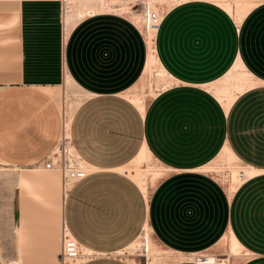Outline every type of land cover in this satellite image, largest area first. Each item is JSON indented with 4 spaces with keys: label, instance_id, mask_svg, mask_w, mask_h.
<instances>
[{
    "label": "crops",
    "instance_id": "crops-1",
    "mask_svg": "<svg viewBox=\"0 0 264 264\" xmlns=\"http://www.w3.org/2000/svg\"><path fill=\"white\" fill-rule=\"evenodd\" d=\"M255 1L240 23L207 0L164 12L156 49L173 83L143 115L120 94L147 61L130 18L70 19L71 9L99 0H0V161L18 171L0 197V264H59L63 224L82 251H92L78 264H134L119 253L147 224L160 249L219 259L229 257L221 241L231 230L250 255L225 264H264V174L230 198L213 175L197 171L225 146L240 164L264 170V0ZM236 64L258 84L226 111L210 90ZM71 85L82 101L70 145L97 170L63 191L61 174L44 166L64 129L55 94L61 88L64 100ZM144 144L170 169L150 186L149 201L114 170Z\"/></svg>",
    "mask_w": 264,
    "mask_h": 264
},
{
    "label": "bare ground",
    "instance_id": "bare-ground-1",
    "mask_svg": "<svg viewBox=\"0 0 264 264\" xmlns=\"http://www.w3.org/2000/svg\"><path fill=\"white\" fill-rule=\"evenodd\" d=\"M186 1L189 0H145L146 6L143 15L136 14L134 10L137 5L135 3L136 0H99V5L95 8L82 3V7H78L77 9L73 8L69 11L70 19L74 16L76 19H81L87 15L106 12L124 15L129 17L141 31L147 45V61L145 68L137 83L135 82L131 88L120 94L125 95V97H127L143 115L147 106V96L155 98L162 90L167 89L173 83L172 77L165 70L158 57L156 49L157 29L152 25L151 21L147 19V13L154 11L158 13L160 18H162L165 11ZM207 1L213 2V4L215 3L224 9L237 23H240L247 13L258 3L255 0ZM224 79V84L221 82V84L219 83L222 87L217 91L220 92L213 91L212 89L210 91L226 111L235 101L240 92L258 84L253 75L239 64H236ZM64 91L65 95L68 94V90ZM65 98H67V96L64 97V100L63 98L59 100V107L63 115L64 131L66 136L69 137L70 124L72 116L74 115L73 113L81 103L82 99L79 97L74 100L70 99L67 105ZM69 150L79 164V167L85 169L87 172L97 170L96 167L91 166L81 159L73 146H70ZM0 169L5 170L6 168L1 167ZM114 170L132 179L143 192L146 201H149L150 198V183L148 176H150V182L153 184L170 172V169L162 165L153 157L146 144L142 146L139 153L128 164L116 167ZM197 171L213 175V177L224 187L230 198L242 183L264 174V170L257 169L250 165L240 164L239 159L228 146H225L223 151L212 162L197 169ZM140 241L144 248V255L147 257L146 264H170L177 261H195L199 264H225L230 257L237 258L250 255V252L242 246L231 230L223 236L221 241V244L228 248L229 257L227 259H219L214 255L206 254L204 252L181 253L173 252L168 249H160L156 247L151 237V228L148 224L145 226L141 237H139L131 247L135 246L137 242L139 244ZM91 252L84 248L83 251L81 249V254ZM119 254H126V250L121 251ZM79 261L80 258L69 264H78Z\"/></svg>",
    "mask_w": 264,
    "mask_h": 264
},
{
    "label": "built area",
    "instance_id": "built-area-1",
    "mask_svg": "<svg viewBox=\"0 0 264 264\" xmlns=\"http://www.w3.org/2000/svg\"><path fill=\"white\" fill-rule=\"evenodd\" d=\"M147 19L156 27L157 31L161 25L162 18L158 13L152 11L147 13ZM70 138L66 136L63 129V134L54 151L49 155L48 161L45 164V169L56 170L61 174L63 191L70 185H74L89 176V172L79 167L76 159L72 156L69 150ZM81 247L79 243L71 235L65 224L61 230V251L59 255V264H69L81 258Z\"/></svg>",
    "mask_w": 264,
    "mask_h": 264
},
{
    "label": "rangeland",
    "instance_id": "rangeland-1",
    "mask_svg": "<svg viewBox=\"0 0 264 264\" xmlns=\"http://www.w3.org/2000/svg\"><path fill=\"white\" fill-rule=\"evenodd\" d=\"M135 3L137 4L136 7L134 8L136 14L143 15V13L145 12V6H146L145 5V0H136ZM77 8H75V9H77ZM224 82H225V79H223L221 81V83H223V84H224ZM220 84L218 83L216 86H214L212 88V90L213 91H217L219 88L222 87V85H220ZM58 91L59 92H56L55 96L59 97V99L61 100L63 98V92H62L61 88ZM217 92H220V91H217ZM79 94L80 93L78 92V89L76 88V86L75 85H71L70 88H69L68 94H66V96H67V98H66L67 99V105H68L70 99H73V100L77 99L79 97ZM151 99L152 98L150 96H147V102L149 100H151ZM1 167L2 168H8L9 170L8 169H6V170L0 169V197H1L2 194L4 195V191H6L7 186H5V185H8V183H12L9 186L15 185L14 182H15V180L17 178L16 174L18 173V171H15V170H17L15 167L4 165V163H2L0 161V168ZM11 168H13L15 170H13ZM148 178H149L148 180H149L150 186L152 187L155 183L152 184V182H150V176H148ZM10 194H11L10 198L12 200V193L10 192ZM4 198L5 197H3L2 199H4ZM206 254H211V253H206ZM121 256H124L128 260H131L134 264H141L139 262L140 260H142L143 264H146V261H147V258L144 255V248L142 247V242L141 241H140L139 244L137 242V244L135 246L130 247L128 250H126V254H122ZM192 262L195 263V264H199V263H197L195 261H192Z\"/></svg>",
    "mask_w": 264,
    "mask_h": 264
}]
</instances>
